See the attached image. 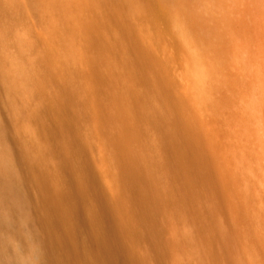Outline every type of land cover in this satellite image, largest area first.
I'll return each instance as SVG.
<instances>
[{"label": "rangeland", "instance_id": "rangeland-1", "mask_svg": "<svg viewBox=\"0 0 264 264\" xmlns=\"http://www.w3.org/2000/svg\"><path fill=\"white\" fill-rule=\"evenodd\" d=\"M0 127L73 264H199L224 220L264 257V0H0Z\"/></svg>", "mask_w": 264, "mask_h": 264}, {"label": "bare ground", "instance_id": "bare-ground-1", "mask_svg": "<svg viewBox=\"0 0 264 264\" xmlns=\"http://www.w3.org/2000/svg\"><path fill=\"white\" fill-rule=\"evenodd\" d=\"M184 43L175 38L172 46L179 52ZM180 54V53H179ZM186 73V78L189 79ZM193 84L191 79L189 84ZM5 135L0 127V264H73L71 258L61 256L59 248L41 214L42 200H52L46 184L28 163L9 158ZM33 179V180H32ZM34 181L45 192L32 196L29 184ZM33 186V185H32ZM264 187V183H263ZM31 189V188H30ZM32 190V189H31ZM216 201L196 205L210 215L222 213L228 207L223 192L216 186L210 188ZM36 194V193H35ZM46 194V195H45ZM34 195V194H33ZM76 200V199H75ZM209 225L211 237L204 239L197 231V243L207 251L200 254L199 264H263L264 257L246 261L236 256L239 248L232 227L224 220ZM196 226L198 224L196 223ZM221 228V230L219 229ZM107 246L100 250L99 264H141L134 253L114 233L108 237ZM166 245L156 250L158 264H178L176 256L166 250ZM163 249H165L163 251Z\"/></svg>", "mask_w": 264, "mask_h": 264}]
</instances>
